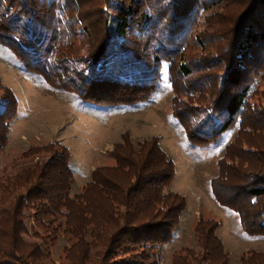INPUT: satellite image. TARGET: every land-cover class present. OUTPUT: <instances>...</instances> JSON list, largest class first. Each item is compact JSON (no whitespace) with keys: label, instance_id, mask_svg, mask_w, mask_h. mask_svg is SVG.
<instances>
[{"label":"trees","instance_id":"obj_1","mask_svg":"<svg viewBox=\"0 0 264 264\" xmlns=\"http://www.w3.org/2000/svg\"><path fill=\"white\" fill-rule=\"evenodd\" d=\"M228 1L163 0L153 6V2L145 5V0H120L105 24L104 38L95 40L93 48L91 43L87 47L82 44L80 48L85 51L80 52L81 43L75 45L78 30L84 34V17L76 14L72 24L64 18L80 0H0V44L12 50L27 71L39 75L54 89L68 88L83 102L102 107L133 106L149 100L166 65V81L174 93L170 116L188 150L217 141L237 123V138L225 144L208 187L220 206L237 214L244 235L264 236V164L254 162L264 158V148L253 146L246 138L238 141L241 135L259 133L264 137V116L258 111L255 114L257 106L252 105L251 110L249 102L251 83H256V76L264 81V0H250L241 14V27L236 33L231 31L225 45L224 35L218 31L204 39L198 32L190 33L198 19L197 12ZM43 2L47 5L46 15L59 13L48 28L52 34L34 22L38 3ZM79 6L80 3L78 10ZM188 34L205 50V59L211 62L208 67L223 69L222 87L208 78L199 82L201 88L190 82L181 90L185 76L192 71L183 55L190 48ZM76 82L80 86L72 88ZM206 84L213 95L215 88L219 91L213 104L199 105L205 97H198L184 109L175 108V104L182 103L177 99L180 94H207ZM102 88L114 91L113 101L86 96H102ZM10 104L11 108L4 104L0 109V121L5 112L10 119L14 117L17 105L13 95ZM250 111L256 119H251ZM51 147L43 145L38 150ZM244 154L257 157L249 164ZM111 155L115 163L94 169L82 189L73 194L70 191L74 178L66 148L57 150L48 165L33 177L17 172L5 178L0 187V264H44L48 259L45 243L41 246L25 238L29 233L23 219L29 215L42 228L54 231L62 226L63 233L75 239L71 264H107L108 248L119 243L116 249L126 239L127 248H139L127 264H151L152 255V264H156L152 251L172 237L186 206L185 197L169 188L175 176L174 162L153 136L138 140L123 137ZM251 167L258 170L254 173ZM90 194L100 200V207ZM117 206H123L124 212L119 213ZM218 226L217 220L199 217L193 228L199 251L184 247L172 264H231L216 234ZM33 236L46 241L38 232L34 231ZM96 247L105 250L93 251ZM238 261L264 264V250L250 248L239 255Z\"/></svg>","mask_w":264,"mask_h":264},{"label":"rangeland","instance_id":"obj_2","mask_svg":"<svg viewBox=\"0 0 264 264\" xmlns=\"http://www.w3.org/2000/svg\"><path fill=\"white\" fill-rule=\"evenodd\" d=\"M128 1L124 0V2ZM160 1L163 0H151V2L145 0L146 3H144L146 5L153 2V6H156L155 4ZM119 2L120 0H80L78 2L80 10L76 3L72 11L67 12L68 17L64 18L70 24L73 23L74 18L77 20L76 14L81 13L84 17L82 30L84 34L81 35L77 29L80 36L75 45L81 43L78 46L80 52L85 51L80 48L82 44L85 43L87 47V43H91L93 48L95 40L104 38L105 24L110 20L114 7L118 6ZM249 2L250 0H229L221 6L213 7L200 14L197 12L195 16L197 15L198 19L190 33L198 32L201 39H204L220 32L224 35V45L227 44L229 42L227 38H231V31L233 34L239 30L241 14L248 8ZM37 8L35 24H41L46 33L52 34L48 28L54 25L55 14L59 13L54 11V14L46 15V2L38 3ZM162 8L163 5L159 7L160 10ZM76 26L80 27L79 22H76ZM187 40L190 48H186L183 55L192 71L185 76L184 82L180 83L181 90L189 86L190 82L201 88L202 85L199 82L202 80L206 82L208 78L211 83L222 87L223 69L208 67L211 62L205 59V50L191 38V34L187 35ZM208 48L209 46L206 50ZM165 69H167L166 65L162 67V77L154 95L149 100L133 106L102 107L100 104H90V101L83 102L79 94L68 88H65L66 91L54 89L39 75L27 71L15 53L6 45L0 44V109L4 104L7 108L12 107L10 104L12 95L16 98L17 105L12 119L5 112L0 121V187L10 174L19 172L33 177L35 172L48 165L57 150L66 148L70 155V169L74 178V186L70 191L73 194L82 189L94 169L115 163L111 153L115 144L123 137L127 136L132 140L157 137L161 148L171 157L175 165V176L169 188L185 197L186 206L172 237L152 251L155 252L156 264H172L173 258L184 247H192L195 251H199L193 230L199 217L219 222L216 234L222 240L231 264H239V255L248 249L264 250V236L244 235L237 214L220 206L212 197L208 187L210 178L216 173L217 160L224 154L225 144L237 138L238 125L235 123L231 129L218 137L217 141L204 147L188 150L184 145L182 132L175 127L170 116L174 93L169 89ZM174 72L177 73L176 67ZM256 77H258L256 83H251L253 92L249 102L251 110H253L252 105L257 106L254 110L255 114L258 111L262 117L264 116V112H261L264 111V94H262L264 81L259 76ZM249 81L250 78L245 82ZM71 85L72 88L80 86L77 82ZM206 85L210 94L196 92L192 95L194 97L190 94H187L188 96L180 94L177 99L182 103L175 104V108L184 109V105L192 103L195 101L193 98L198 97L199 99L205 97L199 105L213 104L219 91L215 88L216 94L213 95L210 86ZM103 89L102 96L97 93L96 95L86 93V96L97 101H113L112 96L116 97L114 91L109 88H102V91ZM250 113H252V120L257 118L252 111ZM243 138L259 149L264 148V137L259 133L249 137L241 135L238 141ZM43 145H53V147L47 151L38 150V147ZM244 156L249 159L250 164L251 159L256 158L257 154H244ZM254 162L256 165L264 164V158ZM249 170L255 173L258 167L254 169L251 167ZM234 190L236 187L233 188V193H235ZM221 192L219 191L218 194ZM90 198L94 202H99L100 207V200L94 194H90ZM117 207L119 213L124 212L123 206ZM23 224L28 229L29 236L25 237L27 240L35 241L41 246H43L42 242L46 244L45 248L48 250L49 257L44 264H71L75 239L64 234L61 230L62 226L54 231L46 230L37 224L33 215L24 218ZM34 231L45 237L46 241L33 236ZM128 242L126 239L118 248L115 249V245L119 243L112 245L113 248L112 246L108 248L106 252L111 253L108 252L107 264H127L133 259L135 251L138 252L139 248H127ZM97 249L105 250L104 247H96L93 251Z\"/></svg>","mask_w":264,"mask_h":264}]
</instances>
